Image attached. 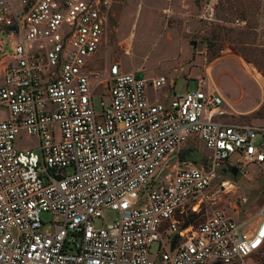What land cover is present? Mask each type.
I'll use <instances>...</instances> for the list:
<instances>
[{"label": "built area", "instance_id": "1", "mask_svg": "<svg viewBox=\"0 0 264 264\" xmlns=\"http://www.w3.org/2000/svg\"><path fill=\"white\" fill-rule=\"evenodd\" d=\"M113 1L0 0L11 48L0 74V264H260L264 205L243 218L183 216L200 211L218 164L264 162V121H226L223 94L202 85L151 100L135 69L99 64ZM216 3L202 0V15ZM166 83L150 78L153 89ZM20 130L39 153L16 147ZM192 138L211 150L210 167L177 158L167 172ZM43 211L60 215L50 230Z\"/></svg>", "mask_w": 264, "mask_h": 264}, {"label": "rangeland", "instance_id": "2", "mask_svg": "<svg viewBox=\"0 0 264 264\" xmlns=\"http://www.w3.org/2000/svg\"><path fill=\"white\" fill-rule=\"evenodd\" d=\"M202 8V0H114L99 64L119 61L122 69H135L148 79L146 94L151 100L202 85L223 94L222 106L231 112L226 121H264V0H217L211 17L202 15ZM10 52L9 38L0 27V74L4 54ZM159 75L168 83L153 89L150 78ZM93 101L97 109L100 94L96 90ZM14 143L39 153L35 134L20 130ZM187 146L193 148L195 158H181ZM210 153L202 140L192 138L170 153L165 170L171 171L177 158L181 165L192 162L208 168ZM230 160L235 162L236 155ZM228 168L225 162L216 166L195 221L213 209L243 218L264 205V162L249 163L235 175ZM222 179L232 184L224 187ZM111 216L106 211L105 220L97 217L95 224L101 226ZM41 218L45 223L41 229L50 230L60 215L43 211ZM254 257L264 264V244Z\"/></svg>", "mask_w": 264, "mask_h": 264}, {"label": "trees", "instance_id": "3", "mask_svg": "<svg viewBox=\"0 0 264 264\" xmlns=\"http://www.w3.org/2000/svg\"><path fill=\"white\" fill-rule=\"evenodd\" d=\"M181 158L183 157H192L195 158V155L193 154V148L190 146H187L185 148H183L181 150V154H180ZM198 213L195 212H189L187 214H184V220H183V224L184 225H188L190 222L195 221L194 220V216H196Z\"/></svg>", "mask_w": 264, "mask_h": 264}, {"label": "water", "instance_id": "4", "mask_svg": "<svg viewBox=\"0 0 264 264\" xmlns=\"http://www.w3.org/2000/svg\"><path fill=\"white\" fill-rule=\"evenodd\" d=\"M192 43H195V40H192ZM229 169L234 175L237 173L238 170V168L235 165L230 166Z\"/></svg>", "mask_w": 264, "mask_h": 264}, {"label": "flooded vegetation", "instance_id": "5", "mask_svg": "<svg viewBox=\"0 0 264 264\" xmlns=\"http://www.w3.org/2000/svg\"><path fill=\"white\" fill-rule=\"evenodd\" d=\"M226 170H228V171H229L230 169L228 168V169H226ZM238 171H239V169L237 170V173H238Z\"/></svg>", "mask_w": 264, "mask_h": 264}]
</instances>
